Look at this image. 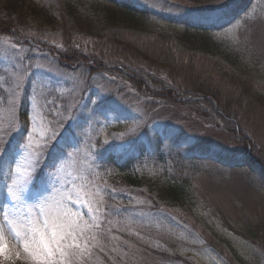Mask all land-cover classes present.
<instances>
[{"label":"rangeland","instance_id":"374dc122","mask_svg":"<svg viewBox=\"0 0 264 264\" xmlns=\"http://www.w3.org/2000/svg\"><path fill=\"white\" fill-rule=\"evenodd\" d=\"M71 1L36 5L70 26L73 14L91 18L93 33L32 19L21 35L0 32V223L5 211L42 219V201L72 190L67 207L98 225L86 264H264L263 183L256 166L251 171L223 158L252 155L264 169V0H241L227 13L238 0H138L156 10L140 28L102 25L111 6L104 1ZM192 13L215 21L205 33L214 48L178 39L187 30L180 18ZM57 50L75 51L81 60L61 62ZM140 78L151 91L136 84ZM200 93H214L227 115L211 110ZM26 128L39 166L13 200L11 172L17 163L28 167ZM53 130L59 137L41 148ZM193 143L224 156L188 159ZM97 149L155 153L134 172L178 177L188 200L157 205L144 191L122 187L119 172L97 163Z\"/></svg>","mask_w":264,"mask_h":264},{"label":"trees","instance_id":"16d2710c","mask_svg":"<svg viewBox=\"0 0 264 264\" xmlns=\"http://www.w3.org/2000/svg\"><path fill=\"white\" fill-rule=\"evenodd\" d=\"M40 0H0V32L7 33L12 31L13 35H21L23 34V27L27 24L26 19L32 21H36L43 24H62L65 23V26L68 27L67 19L60 20V16H56L53 14L52 9L49 10L45 7H40L36 5V3ZM42 1V0H41ZM67 3H72L70 0ZM110 4L111 8H106L107 12L103 11L102 16L100 18V23L107 27H114L120 25H130V22H133L134 27H142L144 23L154 17V13L156 10L152 9L145 3H142L138 0H101ZM241 0L234 2L231 5H228L223 11L227 13L231 10L229 7L237 8V5ZM175 6H179V4H175ZM38 6V7H37ZM64 9V5L61 8H58V11H62ZM197 10H204L197 9ZM59 11V12H60ZM64 12V10H63ZM66 13V12H65ZM76 14H73V18L69 20L72 28L80 29V31L93 33L91 28V24L94 23L91 18L86 20L81 19V17H75ZM159 16V15H158ZM76 18V19H74ZM179 20V19H178ZM199 19L196 17V14H189V16L181 17L180 23L181 25H185L187 29L183 34L178 36V39L182 37V40H186L188 43H184V45H194L198 46L202 49L210 50L214 48L216 45L213 41L205 36L207 31H211L216 29L215 21L211 20ZM80 25V26H79ZM133 27V26H132ZM66 29V28H65ZM191 31V32H188ZM187 33V34H186ZM189 33V34H188ZM204 33V34H203ZM165 36L164 34H161ZM68 51V50H67ZM58 59L61 62H75L81 60L79 55L76 54L75 51L66 52V50H57ZM95 64L101 68H106L104 64H101L95 61ZM125 71V70H124ZM128 76H131V79H134L133 72L130 69L125 71ZM136 84L141 88L144 87L147 91H151V86L140 78V81H136ZM147 87V88H146ZM159 92L170 95L168 88H160ZM201 92V90H199ZM198 92V90L196 91ZM201 94V93H200ZM175 96V94H173ZM204 97V98H201ZM200 99H204L209 103V107L211 110L218 111V115L220 117H224L226 114V110H220L217 103V96L214 93H204L201 94ZM228 113V112H227ZM160 142V140H158ZM186 154L188 159H196V154H203L207 156H217L218 158H222L224 155L213 150L212 148L205 146L203 144L193 143L186 150ZM155 154V153H154ZM154 154L148 155V153H141L140 155L124 154V155H116L111 151L110 154L103 153L101 150L97 149L95 152V157L97 163L103 168H110L113 171L119 172L121 175V179L118 183L122 185V187L128 189H140L146 193L147 197L153 201L154 204H159L161 202L174 203V204H182L184 201L188 200V186L184 181L180 180L178 177H154L148 176L146 174L135 173L134 169L136 166L140 165L144 160L147 161L151 158H154ZM252 154V153H250ZM159 155V154H157ZM161 157V156H159ZM250 159L239 158V157H228L224 156V161L231 162V165H244L249 167L251 171H254L256 166V174L258 180L263 183L264 187V169L259 170L257 167H261L260 164L257 163V159H252L254 157L251 155L248 156ZM249 160V161H248ZM253 162H251V161ZM259 160V159H258ZM261 161V160H260ZM237 163V164H233ZM262 163V162H261ZM263 164V163H262ZM111 181H116L115 177H110ZM264 189V188H263ZM19 264V263H18Z\"/></svg>","mask_w":264,"mask_h":264},{"label":"snow or ice","instance_id":"6c2138e0","mask_svg":"<svg viewBox=\"0 0 264 264\" xmlns=\"http://www.w3.org/2000/svg\"><path fill=\"white\" fill-rule=\"evenodd\" d=\"M33 108L32 123L35 125L36 116L40 115L35 101ZM26 132L28 142L23 144V149L28 167L17 163L14 172H11L12 182L8 185V193L13 200L19 198L20 188L39 166L40 153L30 150L33 133L27 128ZM59 135L51 131L40 147H47L48 139L55 142ZM68 147L72 146L69 144ZM64 158H70L67 150L64 151ZM71 192L58 191L55 196L42 201L37 206L42 219L31 216V211L27 217H19L11 211L3 213L0 223V264H17L21 260L25 264H86V257L96 242L95 235L90 233L98 225L95 224V217L93 223L89 224L67 207V202L72 199Z\"/></svg>","mask_w":264,"mask_h":264}]
</instances>
